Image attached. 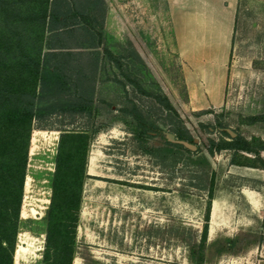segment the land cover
Masks as SVG:
<instances>
[{
	"label": "rangeland",
	"instance_id": "374dc122",
	"mask_svg": "<svg viewBox=\"0 0 264 264\" xmlns=\"http://www.w3.org/2000/svg\"><path fill=\"white\" fill-rule=\"evenodd\" d=\"M132 1L106 0L107 38L110 42L130 39L134 43L195 141L204 148L208 136L218 138L217 121L247 138L264 140V124H250L246 119L264 113V0H238L224 61L225 102L217 107L203 93V86L208 84L191 72L181 56L179 42L185 39L189 47L202 54L220 55L225 48L222 32L226 31L219 26L220 12H215V27L185 21L186 13L182 12L179 18L183 22H178L176 29L165 0H138L144 5L136 8H132ZM204 13L202 10L195 16L201 20L206 17ZM185 68L195 94L192 100ZM49 124L55 128L42 130H54L59 138V119L53 117ZM81 124L79 120L68 127ZM202 125H209L211 133ZM58 138L55 142L48 134L42 136L31 150V137L26 175L29 185L25 179L20 231H29L33 238L26 260L16 262L14 257V264H41L44 242L39 239H45L42 216L49 204L45 201L50 200ZM161 141L159 137L150 140L155 145ZM230 157L224 150L211 158L217 170V187L211 202L204 264H264V221L256 219L243 199L241 186L246 180L229 172ZM87 169L72 264H194L177 231L186 228L201 233L208 197L188 169L172 172L149 156L136 153L130 133L120 121L93 139ZM226 239L234 244L228 252L217 255L213 242Z\"/></svg>",
	"mask_w": 264,
	"mask_h": 264
},
{
	"label": "trees",
	"instance_id": "16d2710c",
	"mask_svg": "<svg viewBox=\"0 0 264 264\" xmlns=\"http://www.w3.org/2000/svg\"><path fill=\"white\" fill-rule=\"evenodd\" d=\"M106 15V0H0V264H14L32 133L54 129L53 117L60 133L42 216L41 264L73 263L90 146L115 122L125 124L136 153L172 172L188 169L206 190L201 233L177 231L194 264L205 261L217 187L211 158L225 150L231 164L264 169V140L236 129L232 136L220 121L218 138L208 136L204 148L198 144L134 43L108 40ZM246 119L264 124V113ZM79 120V127H68ZM202 126L211 133L209 125ZM167 132L196 150L169 141ZM155 137L160 144L150 142ZM233 244L215 241V253L222 255Z\"/></svg>",
	"mask_w": 264,
	"mask_h": 264
},
{
	"label": "crops",
	"instance_id": "0c3cea01",
	"mask_svg": "<svg viewBox=\"0 0 264 264\" xmlns=\"http://www.w3.org/2000/svg\"><path fill=\"white\" fill-rule=\"evenodd\" d=\"M166 8H169V13L172 22L176 29H178V22H183L179 15L182 12L186 13V20H195V25L201 23L205 26L212 24L215 27L216 17L215 12L219 11L221 18L219 26L225 27V33L222 32V43L224 45V51L220 55L201 53L196 48L189 47L185 39H181L179 42L180 54L185 61L188 62L191 69L198 77L203 78V82L208 85L203 86V93L209 98L210 103L214 106H220L224 104L223 87L226 81V70H224V61L226 60L229 52V36L232 24L235 19V12L238 5V0H165ZM134 7L144 5L141 1L133 0ZM137 5V6H136ZM107 8L108 5H107ZM204 10L206 13L205 18H196L200 11ZM212 13V14H211ZM227 32V35H226ZM228 37V38H227ZM208 45L210 40L207 41ZM189 68V71H190ZM188 69L185 68V78L188 85L189 99L192 100L195 94L190 88L192 82L189 80ZM261 156L264 159V151H261ZM231 164V163H230ZM230 173L239 175L246 183L241 186V193L243 199L247 205L254 211L257 220L264 221V169L258 167L240 166L231 164ZM253 183V184H252ZM214 206V210H215ZM213 211V209H212ZM211 230L213 226L210 227Z\"/></svg>",
	"mask_w": 264,
	"mask_h": 264
},
{
	"label": "bare ground",
	"instance_id": "6f19581e",
	"mask_svg": "<svg viewBox=\"0 0 264 264\" xmlns=\"http://www.w3.org/2000/svg\"><path fill=\"white\" fill-rule=\"evenodd\" d=\"M50 135V138L56 142L57 138H58V132L51 130V131H44V130H34L32 133V149L34 150L36 142L38 141V139L42 136L45 135ZM54 146V145H53ZM30 158V157H29ZM30 179V178H29ZM27 180V184H28V179ZM29 185V184H28ZM43 192V191H42ZM25 196V195H24ZM46 204H48L49 199H46ZM25 203V202H24ZM23 207V206H22ZM32 207V206H31ZM31 209V208H30ZM33 210V209H32ZM26 212V211H25ZM27 213V212H26ZM35 215V214H34ZM33 236H31V234L29 233V231H20L19 233V243L16 247L15 250V261L19 262V261H23L26 260V253L29 249V247H31V241H32ZM35 239V238H34ZM41 244L44 242L43 240V236H41V238L39 239ZM26 244V245H25ZM40 247V246H39ZM39 250H41V248H39Z\"/></svg>",
	"mask_w": 264,
	"mask_h": 264
},
{
	"label": "water",
	"instance_id": "95a60500",
	"mask_svg": "<svg viewBox=\"0 0 264 264\" xmlns=\"http://www.w3.org/2000/svg\"><path fill=\"white\" fill-rule=\"evenodd\" d=\"M226 131L229 132L232 136H235L236 133L234 131H232L231 129L229 128H226ZM166 137L169 141L171 142H174V143H180V144H183L185 145L186 147L192 149V150H196V145L195 144H190L188 143L187 141H184V140H179L175 137V135L171 132H167L166 133ZM19 234V233H18ZM17 239L19 241V235L17 236ZM18 245V243L16 244V246ZM43 249V248H42ZM16 250V249H15Z\"/></svg>",
	"mask_w": 264,
	"mask_h": 264
}]
</instances>
